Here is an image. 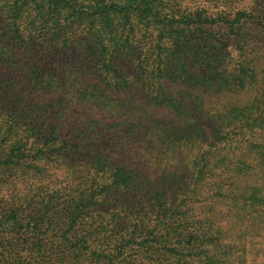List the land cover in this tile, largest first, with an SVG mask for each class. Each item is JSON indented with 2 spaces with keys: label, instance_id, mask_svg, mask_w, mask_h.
<instances>
[{
  "label": "trees",
  "instance_id": "16d2710c",
  "mask_svg": "<svg viewBox=\"0 0 264 264\" xmlns=\"http://www.w3.org/2000/svg\"><path fill=\"white\" fill-rule=\"evenodd\" d=\"M0 165V264H236L253 197L264 229V0H0Z\"/></svg>",
  "mask_w": 264,
  "mask_h": 264
},
{
  "label": "rangeland",
  "instance_id": "374dc122",
  "mask_svg": "<svg viewBox=\"0 0 264 264\" xmlns=\"http://www.w3.org/2000/svg\"><path fill=\"white\" fill-rule=\"evenodd\" d=\"M72 50H68L65 51L63 50V52H57V54H60V56L63 57V59H65L66 57H68L72 51ZM36 54L39 56L40 59H44L45 60V65L50 66V64L52 63L53 59L48 57L47 55L44 54V52L42 50H37ZM72 55V54H71ZM74 58L76 57V55L73 56ZM61 62V60H59ZM35 63H31V65H33ZM54 66L51 65L50 67L52 68ZM6 75V81H11L10 76L13 75V79H16V75L15 73L11 70V71H6L4 72ZM32 75V74H31ZM16 82L19 83H15V84H9L12 85L13 87H16V89L13 90L11 96L9 97V100L6 102V104L9 105H18L21 102H25L26 104L30 105L32 102V99L29 98L28 95V91L26 90L27 86L24 83V80L22 79H18ZM18 84V85H17ZM8 87V86H7ZM8 90H10V88L8 87ZM28 112V111H27ZM31 145H29L30 147ZM10 151V150H7ZM16 154V153H15ZM248 155V153L246 151H240L238 154L237 153H233L234 158H244ZM22 162L23 164L26 163L27 157H29V155H22ZM13 167L14 166H10ZM25 167V166H24ZM24 167L22 168V171H27L24 169ZM18 169V167H17ZM21 170V169H20ZM14 170H11V168L5 166V165H0V176L6 177V178H13V174H14ZM259 200H256L255 197L252 198V202H251V208H248L247 213H256L258 210V207H255V203L258 202ZM220 213H223L222 210H220ZM246 212H243L241 210H239V213L237 214V218H236V224H235V228L236 226L238 227V225L241 226L242 229H244L245 231H249V236H247L246 240L242 241L241 239V235L242 233L238 234V236L236 237V241H235V248L237 250V252H239V257H241L238 261L236 262V264H264V229L263 224L261 222V220H259L258 218H255V216H252L250 218L249 221L245 220V217L247 215ZM253 214V215H254ZM213 219H215V217L213 216ZM226 215L223 214V221H220L221 224H226ZM240 237V239H239Z\"/></svg>",
  "mask_w": 264,
  "mask_h": 264
}]
</instances>
